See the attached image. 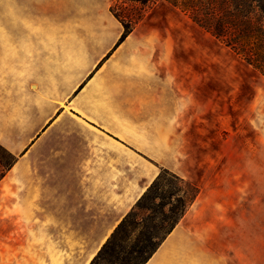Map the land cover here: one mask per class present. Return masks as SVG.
Instances as JSON below:
<instances>
[{
	"label": "rangeland",
	"instance_id": "1",
	"mask_svg": "<svg viewBox=\"0 0 264 264\" xmlns=\"http://www.w3.org/2000/svg\"><path fill=\"white\" fill-rule=\"evenodd\" d=\"M116 2L135 21L113 58L127 62L129 76L151 79L152 146L135 149V195L163 171L168 180L178 176L201 189L180 226L188 235L184 256L173 264H264V76L163 0ZM94 3L103 9L104 0ZM61 122L85 124L75 117ZM69 135L46 134L24 157L30 145L14 154L0 143V220L9 221L0 228V252L8 257L21 247L11 238L15 225L45 219L49 203L62 205L66 190L79 189L80 142ZM22 158L24 178L1 183ZM139 199L127 212L105 211L102 228L82 229L87 258Z\"/></svg>",
	"mask_w": 264,
	"mask_h": 264
},
{
	"label": "crops",
	"instance_id": "2",
	"mask_svg": "<svg viewBox=\"0 0 264 264\" xmlns=\"http://www.w3.org/2000/svg\"><path fill=\"white\" fill-rule=\"evenodd\" d=\"M94 2L0 0V143L14 154L30 145L24 157L38 150L46 134L64 132L80 142L79 189L66 190L62 205L49 203L45 219L15 225L11 238L21 247L10 257L0 252V259L90 264L108 235L87 258L90 242L82 229L102 228L105 211L127 212L147 189L135 195L130 181L135 149L152 146L151 79L129 76L127 62L113 58L122 34L110 10L114 0H104L103 9ZM43 115L48 117L41 125ZM68 117L85 124L61 122ZM24 160L1 183L24 178ZM185 218L155 257L177 240L173 256L182 259L181 241L186 244L188 235L180 226ZM8 222L0 220V228Z\"/></svg>",
	"mask_w": 264,
	"mask_h": 264
},
{
	"label": "trees",
	"instance_id": "3",
	"mask_svg": "<svg viewBox=\"0 0 264 264\" xmlns=\"http://www.w3.org/2000/svg\"><path fill=\"white\" fill-rule=\"evenodd\" d=\"M127 1L142 6L152 2ZM163 1L187 14L195 24L264 76V0ZM110 10L124 27L122 42L131 34L135 19L129 12L122 13L117 2ZM167 173L163 171L157 176L90 264L149 262L201 193L197 184L174 175V180H168Z\"/></svg>",
	"mask_w": 264,
	"mask_h": 264
},
{
	"label": "bare ground",
	"instance_id": "4",
	"mask_svg": "<svg viewBox=\"0 0 264 264\" xmlns=\"http://www.w3.org/2000/svg\"><path fill=\"white\" fill-rule=\"evenodd\" d=\"M177 240H174L171 242L162 253H160L158 256H154L153 261L151 264H173L176 258L173 256V251L177 249ZM176 263V261H175Z\"/></svg>",
	"mask_w": 264,
	"mask_h": 264
}]
</instances>
